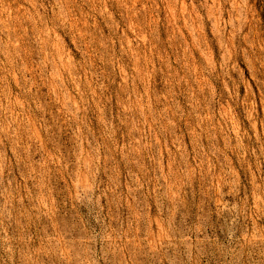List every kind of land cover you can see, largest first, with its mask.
I'll list each match as a JSON object with an SVG mask.
<instances>
[{
    "label": "rangeland",
    "instance_id": "rangeland-1",
    "mask_svg": "<svg viewBox=\"0 0 264 264\" xmlns=\"http://www.w3.org/2000/svg\"><path fill=\"white\" fill-rule=\"evenodd\" d=\"M0 264H264V0H0Z\"/></svg>",
    "mask_w": 264,
    "mask_h": 264
}]
</instances>
